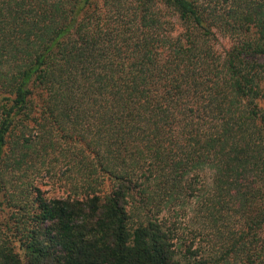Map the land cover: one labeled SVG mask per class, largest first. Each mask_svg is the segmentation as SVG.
<instances>
[{
    "label": "trees",
    "instance_id": "trees-1",
    "mask_svg": "<svg viewBox=\"0 0 264 264\" xmlns=\"http://www.w3.org/2000/svg\"><path fill=\"white\" fill-rule=\"evenodd\" d=\"M2 209L0 264H264V0H0Z\"/></svg>",
    "mask_w": 264,
    "mask_h": 264
},
{
    "label": "rangeland",
    "instance_id": "rangeland-1",
    "mask_svg": "<svg viewBox=\"0 0 264 264\" xmlns=\"http://www.w3.org/2000/svg\"><path fill=\"white\" fill-rule=\"evenodd\" d=\"M230 45L231 39H227L223 35L218 34L217 47L219 50H222L223 48H228ZM60 147L63 148L64 144L61 143ZM68 155L65 156L68 157ZM60 156H62V154L56 152V154L46 158V164L43 165L41 169L42 172L39 173L40 183L48 184V186L43 187L44 190L53 187V189L58 192V185L55 181L57 180V178L60 177L59 175L61 174V172H64L67 168L66 160H63V157ZM54 159H58V162H53ZM5 215L8 217L7 210L3 211L2 209L0 211V233L3 234L2 240L6 239L10 245L15 246V251L20 253L21 251L19 250V244L13 238H9L8 229L6 228V226H9L11 221H7Z\"/></svg>",
    "mask_w": 264,
    "mask_h": 264
}]
</instances>
